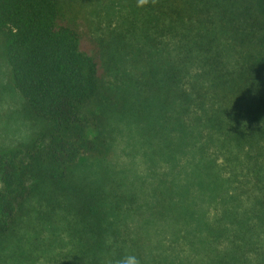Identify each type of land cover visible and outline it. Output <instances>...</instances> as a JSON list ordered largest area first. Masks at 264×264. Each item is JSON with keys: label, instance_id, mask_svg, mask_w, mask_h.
<instances>
[{"label": "trees", "instance_id": "1", "mask_svg": "<svg viewBox=\"0 0 264 264\" xmlns=\"http://www.w3.org/2000/svg\"><path fill=\"white\" fill-rule=\"evenodd\" d=\"M140 1V13L133 14L139 22L134 38L142 54L135 87L148 92L145 100H152L158 122L164 121L166 127L178 132L174 144L180 147L178 151L190 148L198 153L201 161L196 162L195 172L200 183L206 173L216 184L213 164L209 166L210 159L203 162L200 143L204 136L212 138L213 132H225L224 109L215 97L231 107L242 97L239 90L249 86L257 94L251 111L256 107L264 112L263 2L254 0L256 13L246 16L251 8L246 5L235 17L231 0ZM148 11L149 17L145 15ZM60 16L58 0H0V35L10 82L28 110L47 123L30 144L0 148V235L12 228L18 201L45 184L50 190L52 187L56 201H67L82 221L81 239L85 240L76 264H118L129 255L139 264H176L166 259L163 243H158L160 248L154 246L160 253L146 251L140 242L138 229L148 231L151 223L161 219L183 226L196 219L192 230L199 235L200 248L213 251L208 264H236L235 258H240L242 247L248 245L247 239L235 238L243 224L231 228V209L226 205L214 214L212 222L190 209L183 196L196 181L183 187L172 182L166 190H159L153 219L144 220L135 231L109 220L104 210L106 204L120 210L121 195L99 187V197L93 198L74 181L73 169L79 158L101 156L106 146L100 137L89 135L81 115L85 104L98 94L97 62L81 47L76 28L62 23ZM124 20L127 23L129 16ZM247 39L255 41L247 55L233 48L235 41L242 46ZM171 109L175 114L165 117ZM204 189L211 193V186ZM131 210L138 212L139 207L125 208ZM185 232V237L192 236L187 227ZM222 240L227 242L226 250L218 247Z\"/></svg>", "mask_w": 264, "mask_h": 264}, {"label": "rangeland", "instance_id": "2", "mask_svg": "<svg viewBox=\"0 0 264 264\" xmlns=\"http://www.w3.org/2000/svg\"><path fill=\"white\" fill-rule=\"evenodd\" d=\"M58 1L61 22L76 28L81 47L97 62L98 94L85 104L81 115L89 135L100 137L106 146L101 156L79 158L73 169L74 181L93 198L99 197V187L121 195L120 210L115 211L107 204L104 210L109 220L125 223L132 230L144 220L153 219L151 214L158 208L159 190H166L172 182L183 187L190 180L196 181L185 189L187 193L183 196L190 209L212 222L214 214L226 205L231 209L228 219L231 228H236V223L243 224L235 238L247 239L248 245L242 247V256L234 262L264 261V112L256 107L253 112L250 109L257 94L244 86L239 90L242 97L231 107L215 97L224 109L221 118L225 132H213L212 138L204 136L200 143L204 149L203 162L210 159L209 166L213 164L211 171L217 175L216 184L206 173L200 183L195 172L196 162L201 161L198 153L190 148L178 151L180 147L174 146L178 132L166 127L164 121L158 122L152 100H145L148 92L135 87L142 54L134 38L139 22L133 14L140 13L141 1ZM253 2L231 0L232 15L242 13L246 5L251 6L246 16L256 13ZM150 13L145 15L149 17ZM125 16L126 19L129 16L127 23ZM132 23L134 26L129 27ZM254 43L247 39L240 46L235 41L233 48L247 55ZM3 45L0 35V148L25 146L39 136L47 123L28 110L12 86ZM164 114L167 117L175 111L171 109ZM193 173L196 174L193 176ZM44 185H37L26 198L18 201L12 228L0 235V264H76L78 250L85 240L81 239L82 221L67 201H56L52 187L50 190ZM206 185L211 186V193L204 189ZM57 192L62 194L60 190ZM130 205L139 207V211H125ZM196 224V219L189 226L155 220L148 231L138 229L142 235L140 242L150 252L160 251L154 246L163 243L166 259L176 264H208L213 251L200 248L199 235L192 230ZM185 227L192 236L185 237ZM217 244L221 250L227 249L225 240ZM207 247L213 245L207 244Z\"/></svg>", "mask_w": 264, "mask_h": 264}, {"label": "clouds", "instance_id": "3", "mask_svg": "<svg viewBox=\"0 0 264 264\" xmlns=\"http://www.w3.org/2000/svg\"><path fill=\"white\" fill-rule=\"evenodd\" d=\"M118 264H139V261L135 256H125L120 259Z\"/></svg>", "mask_w": 264, "mask_h": 264}]
</instances>
